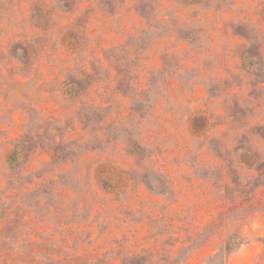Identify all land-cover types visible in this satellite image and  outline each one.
<instances>
[{
  "label": "rangeland",
  "instance_id": "rangeland-1",
  "mask_svg": "<svg viewBox=\"0 0 264 264\" xmlns=\"http://www.w3.org/2000/svg\"><path fill=\"white\" fill-rule=\"evenodd\" d=\"M106 1H0V264H264V0Z\"/></svg>",
  "mask_w": 264,
  "mask_h": 264
},
{
  "label": "trees",
  "instance_id": "trees-1",
  "mask_svg": "<svg viewBox=\"0 0 264 264\" xmlns=\"http://www.w3.org/2000/svg\"><path fill=\"white\" fill-rule=\"evenodd\" d=\"M114 1H116V0H107L106 1L108 3V6H109V7H107L108 8L107 12H110L114 9V5H112V2H114ZM153 1L154 0H137L138 5L140 4V7L142 8L141 10H139V12L142 11L143 8L147 7V5L146 6L144 5L145 3H148V5H149V3L153 2ZM181 1L186 3V4H192V5L195 3L201 2L200 0H181ZM59 2H61V1H59ZM63 7H65V6H63ZM59 9H60V7H59ZM148 11H150V10H148ZM140 13H143V12H140ZM31 16H32V19L34 20V23L38 27H41V26H43V24H45V25L47 24L44 20H46V21L48 20L50 23H52V17L54 15L52 13L47 14L44 11V7H43L42 10L34 9L32 11ZM42 18H43V21H40V20H42ZM240 29H242L244 31L247 28L245 26H241ZM69 36H73V35L70 34ZM244 37L247 38L246 36H244ZM251 48H253V45H250V47H248V49H251ZM9 50L12 51L11 54L14 58L19 60L20 62L21 61L26 62L27 54H28L27 49L24 47V45H22L20 43V40L13 42L12 45L9 46ZM85 80H87V79L79 80V79L72 78L69 85L71 87H73V89L75 91H77L79 88H81L83 86ZM86 84H87V82H86ZM91 111L93 113L94 112H102L103 109H91ZM25 133H26V135H23V137L20 138V140L15 143L13 151L8 155L7 162L11 168H15V167L19 166L20 163L23 161V159H25L28 155H30L33 146L37 144V142L33 141V136H35V133L33 132V129H32V123L30 124V126L27 127V130ZM256 133L258 136H264V126H259L256 130ZM51 144L53 147L52 157L54 159L56 158V159H61V160L63 159L64 160L65 159L64 157L69 155L71 153V151L74 149V146L71 143H63V142L59 141L58 143H52L51 142ZM39 146L41 147L40 143H39ZM132 148L134 149V151L139 152L138 147L136 148L135 146H133ZM242 160L244 161V163L246 165L252 164V154L249 152L243 153ZM255 164H258V163H255ZM229 250H230V248H229V242H228V243H226L225 251H229Z\"/></svg>",
  "mask_w": 264,
  "mask_h": 264
}]
</instances>
